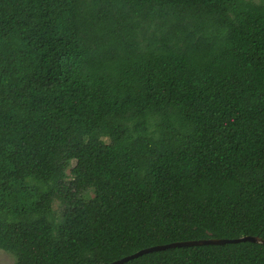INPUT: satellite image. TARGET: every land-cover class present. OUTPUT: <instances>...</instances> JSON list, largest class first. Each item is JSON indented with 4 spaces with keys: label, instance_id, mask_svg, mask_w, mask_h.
<instances>
[{
    "label": "trees",
    "instance_id": "obj_1",
    "mask_svg": "<svg viewBox=\"0 0 264 264\" xmlns=\"http://www.w3.org/2000/svg\"><path fill=\"white\" fill-rule=\"evenodd\" d=\"M264 238V2L0 0V249L108 264ZM123 264H264V243Z\"/></svg>",
    "mask_w": 264,
    "mask_h": 264
},
{
    "label": "water",
    "instance_id": "obj_2",
    "mask_svg": "<svg viewBox=\"0 0 264 264\" xmlns=\"http://www.w3.org/2000/svg\"><path fill=\"white\" fill-rule=\"evenodd\" d=\"M241 241H253L258 243H264V238L259 236H251L246 235L237 238H209V239H193V240H183V241H175L168 244L162 245H154L150 247L143 248L133 254L127 255L115 261H112L108 264H123L128 260L134 259L140 255L145 253L155 251V250H163L171 247H182V246H193V245H203V244H225V243H235Z\"/></svg>",
    "mask_w": 264,
    "mask_h": 264
},
{
    "label": "rangeland",
    "instance_id": "obj_3",
    "mask_svg": "<svg viewBox=\"0 0 264 264\" xmlns=\"http://www.w3.org/2000/svg\"><path fill=\"white\" fill-rule=\"evenodd\" d=\"M259 2H264V0H256ZM16 260V257L3 249H0V264H13Z\"/></svg>",
    "mask_w": 264,
    "mask_h": 264
}]
</instances>
